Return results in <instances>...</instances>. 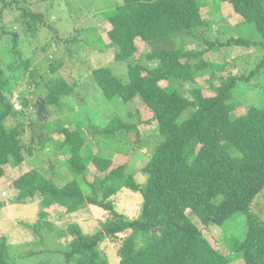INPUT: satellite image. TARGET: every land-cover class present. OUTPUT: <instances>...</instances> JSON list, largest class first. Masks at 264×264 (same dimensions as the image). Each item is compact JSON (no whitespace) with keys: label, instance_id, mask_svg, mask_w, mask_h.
<instances>
[{"label":"trees","instance_id":"1","mask_svg":"<svg viewBox=\"0 0 264 264\" xmlns=\"http://www.w3.org/2000/svg\"><path fill=\"white\" fill-rule=\"evenodd\" d=\"M101 1L107 4L104 18L110 25L104 31L106 37L86 28L65 39L76 43L72 52L66 51L75 54L92 41L113 49V61L128 66L125 79L97 62L98 66L90 72H76L72 81L56 76L42 85V78L35 80L40 76L31 67V59H21L15 63L16 69L29 71L31 82L45 89L43 96L30 106L37 108L36 115H29L30 100L21 92V105L17 106L14 87L0 70V179L6 175L8 165L22 164L26 155L42 150L48 142L53 150L67 154L65 163L79 178L58 184L54 179L55 160H50L48 171L43 166L24 171L12 181L10 195L5 191L0 195V216L12 200L27 203L38 196L41 206L58 204L68 214L86 204L107 211V219L93 233H85L77 222L69 223L67 231L72 238L66 243L63 264H109L100 247L107 239H121L116 243L119 264H231L236 259L243 264H264V221L253 210L255 199L264 194V104L251 103L245 112H237L241 102L235 97L238 83L250 81L264 66V56L255 69L237 73L234 63L218 62L207 54L225 45L247 48L259 44L264 49V0H226L243 23L254 24L260 40L246 36H231L225 42L206 39V49H187L175 40L180 35L196 37L210 25L203 17L209 6L204 0ZM31 3L13 0L3 7L15 5L22 9L23 24L33 33L52 28L41 11L30 9ZM219 15L222 17L221 10ZM14 35L16 38L17 34ZM56 36L54 40H58ZM137 40L150 47L144 56H138ZM51 48L52 43H48L42 52L48 53ZM61 61L54 53L51 68L57 70ZM84 63L88 68L93 65V61ZM209 71V88L213 92L206 94L196 77ZM85 75L101 91L100 105L115 99L126 104L139 97L151 110L149 121L155 122L160 140L140 168L145 181H140L130 169L128 159L113 166V157L91 150L82 153L88 133L96 137L97 132L112 139L124 130H134L139 135L133 118L140 115V107L134 109L127 104L120 108L123 112L129 108L131 121L113 112L102 125L87 129L70 127L80 122L72 118L47 121L51 112L67 106L65 99L72 97L79 79ZM161 81L166 85H161ZM258 85L264 87V81ZM21 117H29V122ZM26 126L31 130L27 147L23 139ZM52 128L54 134L62 136L60 143L50 134ZM90 163L100 172L91 180L87 178ZM123 188L143 196L136 218H129L114 206L112 198ZM46 214L42 210L33 225L27 223V228L38 236L34 240L41 243L43 227L46 232L54 228L44 218ZM195 219L204 226L224 227L222 240L227 251L215 248ZM10 246L7 237L1 235L0 264H17L11 260Z\"/></svg>","mask_w":264,"mask_h":264},{"label":"rangeland","instance_id":"2","mask_svg":"<svg viewBox=\"0 0 264 264\" xmlns=\"http://www.w3.org/2000/svg\"><path fill=\"white\" fill-rule=\"evenodd\" d=\"M9 1L13 0H0V70L7 77L9 84L14 87L13 97L16 100V105H21L18 98L21 92L25 93L30 100L27 107L29 115H36L37 108H31L30 106L34 105L43 96L45 89L36 87L31 82L29 71L25 72L23 68V70L21 68L16 69L17 64L15 63L21 59H31V67L40 76L35 80L42 78L40 82L42 85H45L48 80L56 76H61L68 81H72L76 72L77 74L80 71L90 72L94 67L98 66L97 62H100L102 66H109L115 75H119L123 79L127 77V64L116 60L113 61L114 50L101 47L99 44H96V41L86 44L84 48L75 54L70 55L66 51V49L69 51L71 49L70 52H72L76 43L65 41V39L73 37L79 31H85L86 28L95 29L97 33L104 34L103 36L106 37L104 31L110 28L107 19L104 18L106 2L103 3L101 0H92L91 2L85 0V3L83 2L84 0H81V2L79 0H30L32 1L29 5L30 9L41 11L44 19H47L53 25L50 29L33 33L23 24L22 9L15 8V5L3 7L5 2ZM110 1L114 3L118 0ZM204 1L211 7L207 6L203 12V17L207 19L206 21L210 22V25L204 28L203 32H200L196 37L189 35L177 36L175 40H177L179 45L187 49H206L209 46L206 39H210L211 41L218 39L221 42H225L231 36H246L254 41L261 39V35L254 24L249 22L243 23L240 16L234 14L232 6L228 1ZM220 10L222 17L219 15ZM56 30H58L57 35L59 34V36H56ZM14 33L17 34L16 38ZM55 36L58 40H54ZM106 42H109L108 38H106ZM48 43H52V48L48 53L42 52V47ZM137 43L139 45L137 50L138 56L141 53L144 56V52L150 50V47L147 44L141 45L139 40H137ZM54 53L58 55L59 59H62L55 71L50 66L54 59ZM207 54L218 62L234 63L233 70L237 73H248L250 69H255L257 63L263 59L264 49L259 44L247 48L225 45L209 50ZM83 60L93 61V65L88 68L85 66ZM81 61L83 62L80 63ZM150 65L153 66L154 63L151 62ZM210 75L211 71L196 77L197 82L199 81L205 87L204 91H206V94L213 92L209 88L208 80ZM79 81L80 84L72 97L65 99L67 106L65 105L62 109L51 112L47 121L56 122L57 119L65 120L66 118H72L80 122L78 124L74 122L70 124V127L74 129H87L89 126L102 125L105 118L111 113L113 114V112H118L125 120L131 121L132 118L129 117L127 111L129 108L124 109V112L120 108L125 107L127 104L134 106V109L140 107L138 110L140 115L136 114L133 118L137 122L139 135L134 130H124L121 135L115 136L112 139L103 138L97 132H95L96 137L91 136L92 133H88L87 145L82 149V153L91 150L113 157L115 158L113 166H116L120 162L124 163L128 159L130 169L137 174V178L140 181H145V177L140 173V168L146 164L150 150L160 140L155 122L149 121L152 118L151 110L148 109L139 97L134 98V100L126 104L121 99H115L114 101L107 100L109 101L108 104L100 105L102 95L101 91L95 87L94 80L89 75H85ZM259 81H264V66H260L259 71L254 74V77L250 81L238 83L235 97L240 100L241 105L237 112H245L251 103L264 104V87L258 85ZM160 84L165 86L166 82L161 81ZM80 99L83 100L79 101ZM69 106L73 108H69ZM105 107L106 112H104ZM102 113L103 115L101 116ZM29 117L21 118L29 122ZM139 118L141 121H138ZM146 120H148V123H141ZM50 134L58 139L57 141L62 139L61 135L54 134L53 128ZM23 139L25 147H27L31 140V130L28 126L25 127ZM52 146V143L48 142L43 146L42 150L35 151L32 155H26L22 164L17 166L8 165L6 167V175L0 179V195L4 191L10 195L12 181L24 171L35 166H43L46 169L44 171L50 170V160H55L54 170L56 176L54 179L58 184L78 178L68 169L65 163L67 154H62L57 148L53 150ZM99 173L96 166L90 163L87 178L91 180ZM47 175L50 176L51 172H47ZM85 183L82 181V184L87 187L88 184L86 183V185ZM112 201L119 212L124 213L129 218H136L141 210L143 196L140 192L123 188L112 198ZM26 202L17 203L15 200H12V203L5 211L3 210L0 216V236L5 235L7 237L9 244H11V260L17 264H63L65 262L64 250L66 249V243L72 238L67 231L69 223L72 221L77 222L85 233H93L107 219L106 216L108 214L103 208L92 204H86L78 211L68 214L65 208L58 204H53L50 207L41 206L39 196L38 199H28ZM257 202L259 203L257 204ZM42 210L47 213L44 218L50 221L54 228L46 232V227H43L41 232L44 233V240L41 243L34 240L38 236L30 228H27V223L33 225L40 218L39 213ZM253 210L264 221V194H260L257 200L255 199ZM195 220L215 248L227 251L222 240L225 231L224 227L217 225L204 226L198 219ZM232 225L236 224L232 222ZM227 230L231 231V228H227ZM122 236H124L123 233L119 237L121 238ZM119 240L121 239H107L100 244L109 264H119L116 252V243ZM231 264H243V262L236 259Z\"/></svg>","mask_w":264,"mask_h":264}]
</instances>
